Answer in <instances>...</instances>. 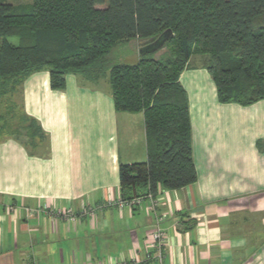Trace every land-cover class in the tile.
Masks as SVG:
<instances>
[{
	"label": "crops",
	"instance_id": "1",
	"mask_svg": "<svg viewBox=\"0 0 264 264\" xmlns=\"http://www.w3.org/2000/svg\"><path fill=\"white\" fill-rule=\"evenodd\" d=\"M180 82L198 179L119 208L120 166L147 161L143 114L116 110L108 77L69 74L63 90L46 70L27 78L22 109L47 141H0V264H264V100L221 103L200 55ZM154 202L165 217L161 262ZM67 208L97 212L69 221Z\"/></svg>",
	"mask_w": 264,
	"mask_h": 264
},
{
	"label": "trees",
	"instance_id": "2",
	"mask_svg": "<svg viewBox=\"0 0 264 264\" xmlns=\"http://www.w3.org/2000/svg\"><path fill=\"white\" fill-rule=\"evenodd\" d=\"M168 29L173 36L165 46L138 63L109 59L116 47L147 44ZM193 55L204 58L221 103L264 100V0H32L29 6L0 0V90L14 84L20 91L45 70L53 90H63L69 74L108 77L116 110L143 114L147 161L120 166L125 201L198 179L188 94L180 82ZM9 138L28 148L47 141L29 146L22 132Z\"/></svg>",
	"mask_w": 264,
	"mask_h": 264
},
{
	"label": "rangeland",
	"instance_id": "3",
	"mask_svg": "<svg viewBox=\"0 0 264 264\" xmlns=\"http://www.w3.org/2000/svg\"><path fill=\"white\" fill-rule=\"evenodd\" d=\"M13 5H32V0H6ZM17 43L16 38L10 39ZM143 40H133L120 45L112 50L109 59L113 64L134 65L138 63L143 46ZM165 49L156 54L159 57ZM11 84L5 90H0V141L9 137H16L17 133H24L28 145L36 146L46 141V137L38 129V126L25 116L22 105L19 87L14 88ZM14 88V89H13Z\"/></svg>",
	"mask_w": 264,
	"mask_h": 264
},
{
	"label": "built area",
	"instance_id": "4",
	"mask_svg": "<svg viewBox=\"0 0 264 264\" xmlns=\"http://www.w3.org/2000/svg\"><path fill=\"white\" fill-rule=\"evenodd\" d=\"M150 198H152V195H149ZM142 197L139 198H135L133 200L130 201H125V200H121L119 202V208H124L125 206H129L132 207L134 205H139L142 202ZM105 206H102L101 208H103ZM153 211L155 213V220H156V229L154 230V232L152 233V241H153V246H154V252H155V256L154 259L158 260V261H162L163 257H164V246H165V238H166V234L162 228V222L164 221V216L163 215H156V203L154 202L153 204ZM97 209H90V208H86L81 210L80 213H75L71 208H67L65 209L62 214L69 220V221H75L77 219L78 216H95ZM28 214H32V210L28 209L27 210ZM152 256L151 254L148 255V259H151ZM139 262L138 258L135 257L130 263H127L125 261L122 262H116L114 264H137Z\"/></svg>",
	"mask_w": 264,
	"mask_h": 264
},
{
	"label": "water",
	"instance_id": "5",
	"mask_svg": "<svg viewBox=\"0 0 264 264\" xmlns=\"http://www.w3.org/2000/svg\"><path fill=\"white\" fill-rule=\"evenodd\" d=\"M172 36H173L172 30L168 29L167 31L162 33L157 39L144 45L143 50L141 51V56L159 51L165 46V44Z\"/></svg>",
	"mask_w": 264,
	"mask_h": 264
}]
</instances>
